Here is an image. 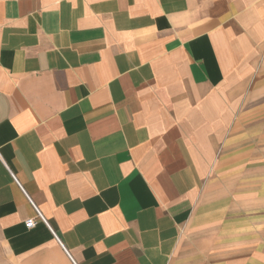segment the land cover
I'll use <instances>...</instances> for the list:
<instances>
[{"label": "crops", "instance_id": "1", "mask_svg": "<svg viewBox=\"0 0 264 264\" xmlns=\"http://www.w3.org/2000/svg\"><path fill=\"white\" fill-rule=\"evenodd\" d=\"M263 48L264 0H0L7 264H264Z\"/></svg>", "mask_w": 264, "mask_h": 264}, {"label": "rangeland", "instance_id": "2", "mask_svg": "<svg viewBox=\"0 0 264 264\" xmlns=\"http://www.w3.org/2000/svg\"><path fill=\"white\" fill-rule=\"evenodd\" d=\"M258 56L257 59L251 62L253 74L248 78V91L245 94L248 95L249 106L254 111V118L260 117L259 119L262 120V124H256L255 126L263 125L264 127V48ZM8 261L9 255L0 242V264H7Z\"/></svg>", "mask_w": 264, "mask_h": 264}, {"label": "built area", "instance_id": "3", "mask_svg": "<svg viewBox=\"0 0 264 264\" xmlns=\"http://www.w3.org/2000/svg\"><path fill=\"white\" fill-rule=\"evenodd\" d=\"M31 203L33 204V206L35 207V209L37 211V218L40 219L41 221H43L48 227H50L47 219L44 217V215L41 213V211L37 208V206L34 204V202L32 200H31ZM36 223H37L36 218H30L26 221V225L29 228L34 227L36 225Z\"/></svg>", "mask_w": 264, "mask_h": 264}]
</instances>
